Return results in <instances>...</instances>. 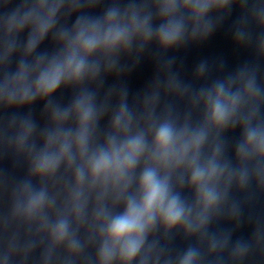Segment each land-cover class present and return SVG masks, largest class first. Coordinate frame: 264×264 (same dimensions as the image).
<instances>
[{
    "label": "clouds",
    "instance_id": "9594fccd",
    "mask_svg": "<svg viewBox=\"0 0 264 264\" xmlns=\"http://www.w3.org/2000/svg\"><path fill=\"white\" fill-rule=\"evenodd\" d=\"M0 264H264V0H0Z\"/></svg>",
    "mask_w": 264,
    "mask_h": 264
}]
</instances>
